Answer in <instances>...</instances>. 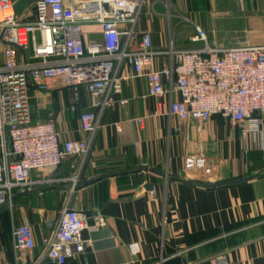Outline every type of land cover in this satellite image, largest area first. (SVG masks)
<instances>
[{"label": "crops", "instance_id": "obj_1", "mask_svg": "<svg viewBox=\"0 0 264 264\" xmlns=\"http://www.w3.org/2000/svg\"><path fill=\"white\" fill-rule=\"evenodd\" d=\"M142 3L135 50L143 32L151 33L155 51L201 48L192 40L195 25L216 48L264 45V0ZM83 30L85 41L101 37L98 24ZM165 63L171 64L169 54L158 55L154 68ZM128 73L122 64L119 74ZM79 93L72 110L61 82L31 90L33 121L53 118L63 140L87 137L80 115L89 96L85 87ZM118 98L129 102L103 112L85 159L69 157L56 170L35 171L38 189L17 188L0 208V264H55L46 257L45 239L56 233L66 206L81 213L89 228L87 247L65 264H264V115H257L260 137L244 139L221 116L185 121L170 115L169 104L179 95L150 97L143 77L123 81ZM42 108L51 113L46 120L35 115ZM188 154L204 155L212 174L185 170ZM97 214L104 226L94 227ZM24 224L34 231L35 247L20 252L14 230ZM133 243L140 247L137 255Z\"/></svg>", "mask_w": 264, "mask_h": 264}, {"label": "built area", "instance_id": "obj_2", "mask_svg": "<svg viewBox=\"0 0 264 264\" xmlns=\"http://www.w3.org/2000/svg\"><path fill=\"white\" fill-rule=\"evenodd\" d=\"M18 1L0 0V208L11 201L15 189H38L42 181L33 179L35 171L56 170L69 157L85 159L103 112L129 102L118 95L122 82L130 78H145L150 97L177 93L179 99L171 100L168 113L181 120L221 116L230 119L244 139L250 134L254 140L260 137L264 45L216 48L195 25L192 40L203 43L201 48L155 51L151 33L143 32L135 50L143 0H36L32 19L19 15ZM85 24L100 25V39L85 41ZM165 54L171 64L155 69V57ZM122 64L130 68L127 75L119 74ZM54 82L70 91L72 110L80 103L79 89L86 88L89 108L81 113L80 126L87 137L63 140L53 118L33 121L30 91H47ZM184 169L212 174L200 154L186 155ZM105 224L95 215L94 227ZM87 228L86 218L66 206L56 233L45 239L48 261L65 264L83 252ZM14 239L17 251L35 247L30 225L16 227ZM130 249L134 255L140 252L137 243Z\"/></svg>", "mask_w": 264, "mask_h": 264}, {"label": "rangeland", "instance_id": "obj_3", "mask_svg": "<svg viewBox=\"0 0 264 264\" xmlns=\"http://www.w3.org/2000/svg\"><path fill=\"white\" fill-rule=\"evenodd\" d=\"M35 1L36 0H19L17 4L19 15L26 19H32L34 17L33 6H34ZM38 111L35 113V115H37L38 117L37 119H40V120H46L51 115V113L44 108Z\"/></svg>", "mask_w": 264, "mask_h": 264}, {"label": "trees", "instance_id": "obj_4", "mask_svg": "<svg viewBox=\"0 0 264 264\" xmlns=\"http://www.w3.org/2000/svg\"><path fill=\"white\" fill-rule=\"evenodd\" d=\"M18 4V3H17ZM17 8V7H16ZM17 12H18V8H17Z\"/></svg>", "mask_w": 264, "mask_h": 264}]
</instances>
